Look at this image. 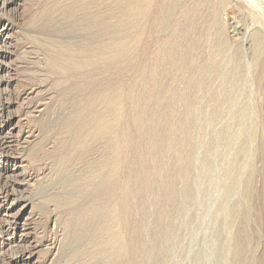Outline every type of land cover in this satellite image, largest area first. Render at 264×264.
<instances>
[{
	"label": "rangeland",
	"instance_id": "1",
	"mask_svg": "<svg viewBox=\"0 0 264 264\" xmlns=\"http://www.w3.org/2000/svg\"><path fill=\"white\" fill-rule=\"evenodd\" d=\"M210 1L0 0V53L9 52L11 55L7 61L0 59V81L10 82L8 89L0 85V163L15 160L21 162V167L15 174H2L0 171V197L6 196L12 204L11 207H16L10 215L5 214L1 210L6 206L1 207L0 203V264H159L157 255L162 251L164 257L169 255L165 257L167 262L164 258L165 264H231L232 251L230 252L229 247L232 246L235 231L232 229L234 227L230 226L231 221L227 220L231 218L227 204H232L231 200L240 198L241 193L237 192L238 196L233 192L231 195L236 194L235 198L228 195L227 188L234 177L239 187L242 186L248 166L242 165L247 164V161L248 164L251 162L249 159H252L253 153L256 152V159L253 158L255 168L262 167L258 150L264 148V55L257 61L255 54L251 52H254L253 34L259 31L264 34V0H228L227 3V0ZM4 3L8 5L5 6ZM221 6H225V9ZM209 24L213 26L210 27ZM209 29L215 33L210 30V34ZM216 31L217 35L224 32L221 37L225 38V43L228 39L226 44L229 42V50L226 47L228 53L225 52L229 58H226V62L221 66L223 73L221 81L219 79L217 82L218 86L227 84L222 82L227 80L226 68L232 66L233 61L229 60L235 58V55H231L233 52L235 54L237 49L241 50L244 61L241 59V68L232 73V86L228 82L231 91L227 88V93L232 92V97L228 94L226 108L224 106L221 108L223 112L220 111L221 115L224 114L213 124L209 119L213 116V109H220L215 107L221 104V97L214 92L224 86L218 87L216 84L207 92L204 89L205 80L195 81L196 75L193 74L199 67L205 66L208 69L206 66L212 64L210 61L214 62L213 38L217 37ZM206 37L211 40V44ZM183 40L188 44H184ZM196 43L198 47L194 46ZM198 44H201V48ZM231 44L234 45L232 48H235V45L239 48L232 49ZM209 45L213 46V51ZM51 46L52 51L49 49ZM186 46L192 51L190 48L186 49ZM196 61L200 66H196L199 65ZM6 67H10V70L4 71ZM184 71L189 73V78L184 76ZM190 82H198L200 85H196L199 89L195 90L198 87H192ZM181 87H185L184 92ZM200 90L206 91L204 93L210 98L207 96L209 99H205L206 95L201 94ZM211 94L215 95L214 98H211ZM191 96H194L193 99ZM195 96L198 100L201 98L200 101L203 99L199 103L201 107H197L199 101L194 100ZM233 97L238 98V101L232 99L235 104L231 103L230 98ZM192 100L195 102L192 103ZM241 101H244L243 106L239 103ZM239 105L242 108L245 106L242 109L243 117L240 115ZM189 106H194L195 110H189ZM235 107L238 110H235ZM198 108H203L202 112L199 113ZM230 110L235 112V116ZM181 111L188 115L190 113L191 116L184 118ZM208 112L212 115L211 118ZM203 113H207L206 118ZM193 115L194 119L206 122V127L211 124L214 127L211 125L207 128L209 134L205 131L204 134L208 136H203L205 125L198 121L200 125L203 123L201 128L205 129L200 128L199 134L202 135L194 133V143L201 139L202 143L209 146L212 142V150L211 146L207 148L201 141H198V145L196 143L198 151L200 146L202 148L199 154H206L205 158L209 161L206 162L208 167L204 166L206 169L202 167L204 177L196 187L204 193L199 192L203 200L200 199L201 203L197 201L200 195H197L196 190L195 199L187 205L186 198L182 197L184 195L179 194V198H184H180L182 204L180 200L173 198V195L177 194H174L172 179L180 174L181 165L185 161V155L182 154L185 151L180 148H185V140H182L186 135L185 126ZM201 117H204V120ZM238 117L242 120L239 121ZM206 120H209L208 123ZM183 121H186V124L183 125ZM217 122L221 124L215 126ZM211 128L214 133L219 129L221 134L216 131V136L219 135L216 137ZM201 136L205 137L207 143ZM218 137L225 139L222 144L217 140ZM213 139L216 140L215 145ZM242 139L244 144H241ZM213 145L219 146V153L216 150L218 148L213 149ZM242 145L244 148L241 149ZM205 149H210L209 153ZM213 150L220 156L216 152L213 156ZM208 154H212L213 161L210 160L212 156ZM246 158L247 161L243 160ZM181 159L184 160L183 163ZM107 166L111 170L108 171ZM214 169L218 174L214 173ZM171 173L177 175L172 177ZM203 181L206 182L205 185L208 184L206 188ZM169 185L172 188H169ZM238 189L241 190L237 187L235 191ZM230 196L234 199H230ZM174 203L180 212L183 211L181 213L186 216H183L186 223L181 220V213L176 215L177 218L174 215ZM184 203L185 208L182 206ZM252 204L251 215L256 217V220L254 217L252 219L258 227H255V230H259V237L255 235L253 241L256 250L254 263L264 264V201ZM22 208L27 210L26 216L18 220L16 215ZM193 212L195 215L198 212L197 217ZM180 220L181 226L180 222L178 224ZM182 221L186 225L189 223L188 226L182 224ZM151 231L155 232V238L150 235L153 234ZM218 232H221L220 235ZM138 234L142 237L141 243ZM228 234H231L232 238H228ZM226 235V240L221 239ZM180 239L183 240L181 244ZM217 240L218 243L220 240V245ZM221 241H227V244ZM159 243L162 245L159 246ZM154 245L159 248L157 251L153 250ZM224 245L229 246L225 248ZM163 246L164 249L160 251ZM219 246H224V251ZM164 251L169 254L166 255ZM23 255L30 261H17V258ZM226 255L231 256V259ZM193 260H196V263H193Z\"/></svg>",
	"mask_w": 264,
	"mask_h": 264
},
{
	"label": "bare ground",
	"instance_id": "2",
	"mask_svg": "<svg viewBox=\"0 0 264 264\" xmlns=\"http://www.w3.org/2000/svg\"><path fill=\"white\" fill-rule=\"evenodd\" d=\"M12 1V0H11ZM96 1V0H95ZM210 1V0H209ZM219 1V0H218ZM217 1V3L219 4L220 2H218ZM221 1V0H220ZM203 2H206V1H203ZM211 2V1H210ZM209 2V3H210ZM215 2H216V0H215ZM228 2V0L226 1V3ZM208 3V2H207ZM218 4H216V5H218ZM225 4V3H224ZM231 4V3H230ZM241 4V3H240ZM4 5L5 6H7L8 4H6V3H4ZM199 5H200V3H199ZM204 5H206V4H204ZM220 5H223V3L221 4L220 3ZM232 5V4H231ZM203 6V5H202ZM219 6V5H218ZM218 6H216V7H218ZM229 6V5H228ZM175 7V6H174ZM177 7V6H176ZM194 7V6H193ZM221 7H223V6H221ZM220 7V8H221ZM225 7V6H224ZM223 7V9H225ZM244 7H247V6H244ZM130 8V7H129ZM202 8V7H201ZM204 8V7H203ZM176 9H178V8H176ZM188 9V8H187ZM199 10V9H198ZM202 10V9H201ZM240 11H242L241 9H239ZM116 11V10H115ZM137 11H139V10H137ZM179 11H180V9H179ZM196 11V10H195ZM186 12V11H185ZM248 12V11H247ZM195 13V12H194ZM216 13V12H215ZM139 14V13H138ZM183 14V13H182ZM199 14H200V12H199ZM243 14V13H242ZM136 15V14H135ZM197 16V15H196ZM216 16V15H215ZM217 17V16H216ZM216 17H215V20H216ZM195 18V17H194ZM198 18V16L196 17V19ZM191 20H194V19H191ZM198 20V19H197ZM214 20V24L213 25H215L216 23V21ZM194 21H196V20H194ZM210 23H211V21H209ZM209 22H207V21H205V23H209ZM191 23V22H190ZM189 23V24H190ZM196 23V22H195ZM194 23V24H195ZM192 26H193V24H191ZM190 25V26H191ZM213 25H210L209 24V26L211 27V26H213ZM262 25H264V24H262ZM189 26V27H190ZM216 27H217V25H216ZM263 28H264V26H262ZM217 28H219V27H217ZM203 29H204V26H203ZM214 29V28H213ZM5 29H3V31H4ZM189 30V29H188ZM208 30V29H207ZM211 29H209V32H210V34H211V31H213V30H211ZM215 30H216V28H215ZM219 31L221 30V28L220 29H218ZM217 30V31H218ZM257 30V29H256ZM264 30V29H263ZM190 31V30H189ZM216 31V36L217 37H215V38H213V34H212V38L214 39V51L212 50L213 48V46H208V47H211V51H213L214 52V55L215 56H213V54H210V55H212L213 56V58L215 57V59H214V62H212V61H210V63H212L211 64V66H206V67H208V69L207 68H205V66H203L204 68H198V69H196V71H195V73L193 74V75H196L195 76V81H196V79H200L201 81L202 80H205V85L204 84H202V82H201V84L202 85H204L205 86V90L207 91V90H209V88L211 89V86L213 87V86H215L216 84H217V86H218V81H219V79H220V81H221V76H222V65L226 62V60L229 58H227L226 57V53L225 52H227L228 53V47H229V42H228V44H226L227 43V40H226V43H225V38H223V37H221L222 35H224L222 32V34L220 35H217L218 34V32ZM255 31V30H254ZM208 32V33H209ZM214 33H215V31H213ZM189 33V32H188ZM252 33H254L253 31H252ZM185 34V33H184ZM187 34V33H186ZM188 35V34H187ZM186 35V36H187ZM191 35V34H190ZM209 35V34H208ZM181 36V35H180ZM183 36V35H182ZM204 36H206V35H204ZM188 37H190L189 35H188ZM200 37V36H199ZM211 37V36H210ZM252 37V36H251ZM183 38H185V37H183ZM190 38H192V36L190 37ZM201 38V37H200ZM253 38V39H252ZM251 39L253 40V42L252 41H250V43L252 42L253 43V45H254V52L252 51L251 53L252 54H255V58H256V60L257 61H260V59H261V57H263V55H264V34L263 33H260V31L259 32H255L254 34H253V37H252ZM180 39H182V37L180 38ZM177 40H178V37H177ZM185 40H186V38H185ZM185 40H183V43H184V41ZM188 40H190V39H188ZM197 40V39H196ZM206 40H209V38L207 39V37H206ZM231 41V40H230ZM179 42V41H178ZM181 42V41H180ZM200 42V41H199ZM213 42V41H212ZM182 43V42H181ZM186 43H187V41H186ZM186 43H184V44H186ZM209 44H211V40H209V42H208ZM207 43V44H208ZM231 43H232V41H231ZM249 43V44H250ZM1 44V43H0ZM188 44V43H187ZM190 44H192L191 42H190ZM206 44V45H207ZM234 44V43H233ZM233 44H231V48H232V45ZM179 45H182V44H179ZM193 45V44H192ZM191 45V46H192ZM199 45V47L201 48V44H198ZM238 45V44H237ZM109 46V45H108ZM195 47L197 46V43L194 45ZM193 46V47H194ZM203 46H204V43H203ZM202 46V47H203ZM228 46V47H227ZM110 47V46H109ZM187 47V46H186ZM198 47V46H197ZM226 47H227V51H226ZM233 47H234V45H233ZM188 48H190V47H187L186 49H188ZM235 48H236V45H235ZM235 48H232V49H235ZM237 48H239L238 46H237ZM236 48V49H237ZM241 48V47H240ZM251 48H252V46H251ZM51 51L53 50V47L51 46L50 48H49ZM96 49V48H95ZM197 49V48H196ZM206 49V48H205ZM209 49V48H208ZM99 50V49H98ZM181 50V49H180ZM189 50H191V48L189 49ZM243 50V49H242ZM251 50V49H250ZM192 51V50H191ZM197 51H198V49H197ZM207 51V50H206ZM209 51H210V49H209ZM241 50H238L237 49V51L235 52V54H233L232 52H230V53H232L231 55H235V58H233V59H231V60H229V62L230 61H233L232 62V66H231V68H229L228 69V66H227V68H226V72H227V70H228V74H226V72H225V74L228 76L226 79V81H224L223 79L226 77V75L224 76V78L222 79L224 82H222V83H227V84H225V86L224 85H222V86H224V87H222L220 84L221 83H219V85L222 87L221 89L219 88L218 90H215V94H217V96L219 97H221V104H220V106L219 107H215V106H213V108L215 107V108H220V109H218V110H216V109H213V110H215L214 112L211 110V107H210V112L212 113V118H211V116L209 115L210 113L208 112V115L210 116L209 118H211V119H209V120H211L210 122H214L215 121V123H216V119H218V117L221 115V113L223 112V108L222 107H224L225 105H226V100H227V98L229 97V95L232 93H230L229 94V92L227 93V88H228V84L229 85H231V83L232 82H234L232 79H231V77H232V73L234 72V70L235 69H240L241 68V59H242V55H241V53H242V51L240 52ZM194 52V51H193ZM200 52V51H199ZM199 52H197V53H199ZM212 52V53H213ZM244 52V51H243ZM190 53V52H189ZM196 53V52H195ZM194 53V54H195ZM209 53V52H208ZM187 54H188V52H187ZM193 54V53H192ZM193 54V55H194ZM95 55H96V53H95ZM10 53L9 52H2V53H0V59H3L4 61H7L8 59H10ZM233 56H230V57H233ZM244 56V55H243ZM250 56V55H249ZM253 56V55H252ZM186 57H187V55H186ZM189 57V56H188ZM191 57V56H190ZM194 57V56H193ZM196 57H198L197 55H196ZM195 57V58H196ZM209 57V56H208ZM211 57V56H210ZM209 57V58H210ZM254 57H253V59H254ZM212 58V59H213ZM227 58V59H226ZM245 58V57H244ZM193 59V58H192ZM186 60H188L187 58H186ZM196 60H197V58H196ZM208 60V59H207ZM206 60V61H207ZM243 60V59H242ZM255 60V59H254ZM255 60V61H256ZM244 61V60H243ZM256 61V62H257ZM192 62V61H191ZM195 62V61H194ZM197 63H199L198 61H196ZM201 62H203V60L201 61ZM205 62V61H204ZM228 62V61H227ZM264 62V61H263ZM185 63V62H184ZM193 63V62H192ZM192 63H189V64H192ZM209 62L207 61V64H208ZM259 63V62H258ZM204 64V63H203ZM207 64H205V65H207ZM230 64V63H229ZM246 64V63H245ZM257 64V63H256ZM262 64V63H261ZM186 65V64H185ZM184 65V66H185ZM194 65V67H198V66H200V63H199V65H196L195 63L193 64ZM196 65V66H195ZM202 65V64H201ZM249 65V64H248ZM264 65V64H263ZM188 66V65H187ZM190 66V65H189ZM258 66V65H257ZM257 66H255V68L257 67ZM186 67V66H185ZM193 67V66H192ZM191 67V68H192ZM189 69V67H186V69ZM0 69H2V67H1V65H0ZM193 69V68H192ZM207 69V70H206ZM224 69H225V67H224ZM245 69V68H244ZM258 69H259V67H258ZM10 70V67L9 68H5L4 69V71H9ZM183 70H184V68H183ZM194 70H195V68H194ZM3 71V70H2ZM232 71V72H231ZM247 71V70H246ZM250 71V70H249ZM261 71V70H260ZM185 72V74H184V76H188V74H186V71H184ZM183 72V73H184ZM192 72V71H191ZM231 72V73H230ZM236 72V71H235ZM8 73V72H7ZM237 73V72H236ZM241 72L239 71V74H240ZM239 74H237L238 75V77L240 76L241 77V75H239ZM248 74V73H247ZM191 75V74H190ZM236 75V76H237ZM243 75V74H242ZM252 75V74H251ZM182 76V75H181ZM184 76H183V79H184ZM192 76V75H191ZM244 76H246V74L244 75ZM258 76V75H257ZM261 76V75H260ZM264 76V75H263ZM193 77V76H192ZM237 77V78H238ZM249 77V76H248ZM247 77V78H248ZM188 78H189V76H188ZM242 78H243V76H242ZM187 79V78H186ZM192 79V78H191ZM261 79V78H260ZM189 80V79H188ZM230 80H232V82L230 81ZM264 80V78H262V81ZM183 81V80H182ZM190 81V80H189ZM195 81H192V82H195ZM244 81V80H243ZM247 81V80H246ZM260 81V80H259ZM186 82V81H185ZM185 82L184 83H182V86H184V84H185ZM199 82V81H198ZM198 82H196V84H198ZM229 82V83H228ZM245 82V81H244ZM187 83H188V81H187ZM200 83V82H199ZM204 83V82H203ZM248 83V82H247ZM259 83H261V81L259 82ZM162 84V83H161ZM190 84H191V86L192 87H194L195 88V86H197L198 88H195V90H197V89H199V86L198 85H200V84H198V85H196V84H192L191 82H190ZM237 84V83H236ZM0 85L1 86H3V87H5V89L7 88H9L10 87V82H6V83H4V82H2V81H0ZM244 85H245V83H244ZM187 86V84L185 85V87ZM188 86H190V85H188ZM216 86V87H217ZM220 86H218V87H220ZM232 86V85H231ZM234 86V85H233ZM185 87H181L182 88V90H183V92L185 91L184 90V88ZM240 87V86H239ZM247 87V86H246ZM194 88H193V90H194ZM201 89L203 88V87H200ZM232 88V87H231ZM235 88V87H234ZM243 88H245V87H243ZM250 88V87H249ZM189 89V88H188ZM213 89V88H212ZM229 89V88H228ZM233 89V88H232ZM246 89V88H245ZM191 90V89H190ZM189 90V91H190ZM230 90V89H229ZM238 90V89H237ZM241 90V89H240ZM187 91V90H186ZM201 91V90H200ZM203 91V90H202ZM201 91V94L202 93H204V92H206V91H204V92H202ZM212 91V90H211ZM231 91V90H230ZM235 91V90H234ZM243 91V90H242ZM250 91H251V89H250ZM182 92V91H181ZM188 92V91H187ZM195 93H196V91H194ZM208 92V91H207ZM237 92V91H236ZM192 93V92H191ZM190 93V94H191ZM197 93H199V92H197ZM212 93V92H211ZM227 93V94H226ZM238 93V92H237ZM236 93V94H237ZM247 93V92H246ZM207 94V93H206ZM205 93H204V95H206ZM229 94V95H228ZM193 95V94H192ZM194 95H196V94H194ZM200 95V94H199ZM228 95V96H227ZM233 96H234V94H232ZM252 95V94H251ZM251 95H250V97H251ZM189 96V95H188ZM201 96V95H200ZM199 96V97H200ZM207 96L209 97V95H206L205 97V99H207ZM211 96H213V97H211V98H214V96L215 95H213V94H211ZM216 96V99L218 98ZM231 96V95H230ZM253 96V95H252ZM183 97V96H182ZM184 97H185V94H184ZM192 98L191 99H193V97L194 96H191ZM196 97V96H195ZM197 97H198V95H197ZM197 97L196 98H194V100H198L197 99ZM198 97V98H199ZM232 97V96H231ZM237 97H238V94H237ZM237 97H233V98H230L231 100L232 99H234V100H236V101H238V98ZM240 98H241V95L239 96ZM201 98H202V96H201ZM200 98V99H201ZM210 98V97H209ZM208 98V99H209ZM237 98V99H236ZM200 99L197 101L198 102V104L201 102V101H203V99L200 101ZM207 99V100H208ZM216 99H215V101H216ZM220 99V98H219ZM229 99V102L231 101ZM243 99H244V97H243ZM184 100V99H183ZM182 100V101H183ZM194 100H192V103H194L195 101ZM214 100V99H213ZM213 100H211V101H213ZM218 100V99H217ZM246 100V99H245ZM250 100H251V98H250ZM186 100H184V102H185ZM194 101V102H193ZM210 101V102H211ZM220 101V100H219ZM246 101H248V100H246ZM184 102H182V105H183V103ZM190 102V101H189ZM204 102H206L207 103V101H204ZM210 102H209V104H208V108H209V105H210ZM233 102V100L231 101V103ZM244 102V101H243ZM243 102L241 101V102H239L240 104H242V106H243ZM191 103V102H190ZM203 103V102H202ZM212 103V102H211ZM216 103H217V101H216ZM231 103H229L230 104V106L232 105ZM234 104L236 103L235 101L233 102ZM238 103V102H237ZM249 103V102H248ZM174 103H172V105H173ZM204 105H205V107L207 106L205 103H203ZM228 104V103H227ZM233 104V105H234ZM245 104V103H244ZM262 104V103H261ZM186 106H187V104H185ZM191 105V104H190ZM192 105H194V104H192ZM191 105V106H192ZM204 105H202L203 107H204ZM212 105H213V103H212ZM211 105V106H212ZM215 105V104H214ZM250 105H252L251 103H250ZM191 106H189V110H190V108H194V106L193 107H191ZM198 106H200V104L199 105H197V107ZM238 106V105H237ZM240 107H241V109H240V107H239V109H240V115H241V117H243L242 116V109L243 108H245V106L242 108V106L241 105H239ZM248 106V105H247ZM264 106V105H263ZM173 107V106H172ZM184 107V106H183ZM182 107V110H184V108ZM201 107V106H200ZM186 108V107H185ZM207 108V109H208ZM222 108V109H221ZM225 108H226V106H225ZM237 107H235V110H238V109H236ZM191 109V110H192ZM199 109V108H198ZM203 109V108H202ZM201 109V110H202ZM229 109H231V107H229ZM175 110V109H174ZM188 110V111H189ZM193 110H195V109H193ZM200 109H199V113H200V111H201ZM204 110H206V108L204 109ZM209 110V109H208ZM222 110V112L220 113V111ZM226 110V109H225ZM224 110V111H225ZM232 110H234L233 108H232ZM234 110V111H235ZM172 111V110H171ZM187 111V110H186ZM231 111V110H230ZM245 111V110H244ZM173 112V111H172ZM182 112V111H181ZM193 112V111H192ZM202 112V111H201ZM226 112H227V110H226ZM232 112V111H231ZM197 114H198V112H196ZM233 113V112H232ZM235 113V112H234ZM233 113V114H234ZM244 113V112H243ZM118 114V113H117ZM184 114V115H183ZM206 114L207 113H203V116L205 115V118H206ZM224 114V113H223ZM222 114V115H223ZM228 115H229V113H227ZM227 114H225L224 116L226 117V115ZM237 115H238V113H236ZM181 115L182 116H184V118H186L187 116H189L190 115V113H189V115L188 114H185V112H182L181 113ZM186 115V116H185ZM199 115V117H200V114H198ZM198 115H196L197 117H198ZM202 115V114H201ZM221 115V116H222ZM191 116V115H190ZM231 116H233V115H231ZM234 116H235V114H234ZM246 116V115H245ZM244 116V117H245ZM193 117V118H192ZM189 120H187V126H185L186 127V135L184 136L185 137V139H182V140H185V144H184V142H183V144L185 145V148H180L181 150H184L185 152H183V151H181V152H183L182 154H184L185 155V157H183V159L185 160H182V163H183V161H184V164H180L181 165V170L179 171L180 172V174L178 175V176H176L177 174L175 173L174 175L176 176V177H174V175L171 173V175H172V177H174L173 179L171 178V175H170V179H172L173 181V186L172 187H175V192H174V190H173V192H174V194H177V195H173V196H175V197H173V198H175V200H180V198H179V196L180 195H184V196H182V197H185L186 198V204L188 205V203L189 204H191L192 202H193V199H195L194 197H196V187H197V185H198V183H199V181L201 182L202 180H203V168H204V166L206 167H208V164L206 163V162H208L209 160L207 159V157L205 158V156H207L206 154H204V155H201V154H199L200 153V151H201V146L200 145H202V144H204V143H202V141H201V139L200 140H197L196 141V143H197V145L200 143V141H201V143L202 144H200L199 146H200V150L198 151L197 150V147H196V143H194V137H195V135H194V133L196 134L197 132H198V134H199V132H201L200 130L202 129L203 130V128L204 127H202L201 128V126L203 125V123H204V125H205V123L206 122H203V121H200V120H196V118L194 119V115L192 116ZM189 118V117H188ZM202 119L204 118V117H201ZM208 118V117H207ZM222 118V117H221ZM226 119V118H225ZM224 119V120H225ZM230 119H232V118H230ZM235 119H236V117H235ZM244 120H246L245 118H243ZM204 120V119H203ZM208 120V121H209ZM227 120V119H226ZM238 120H239V117H238ZM242 119H240L239 121H241ZM203 122L201 125H200V123L199 122ZM207 121V120H206ZM208 121H207V123H208ZM222 121H223V118H222ZM228 121V120H227ZM233 121V120H232ZM231 121V122H232ZM184 123H183V125L184 124H186V121H183ZM218 122H220L219 120H218ZM217 122V124L215 125V126H217V125H220L221 123H218ZM229 122V121H228ZM215 123H213V124H215ZM224 123V122H223ZM233 123V122H232ZM231 123V124H232ZM236 123V122H235ZM234 123V124H235ZM239 123V122H238ZM237 123V124H238ZM243 123V122H242ZM213 124H211L212 125V128L214 127L213 126ZM211 125H209L210 127H211ZM224 125H225V123H224ZM226 126V125H225ZM231 126V125H230ZM230 126H229V128H230ZM210 127H206V125H205V128H206V130H204L203 131V136H206L205 134H204V132L205 131H207V128H210ZM237 127V126H236ZM14 128V127H13ZM201 128V129H200ZM204 128V129H205ZM210 129V130H214V129ZM218 128V127H217ZM221 128V127H220ZM232 128H235V127H232ZM238 128H240L239 126H238ZM236 129V128H235ZM86 130V129H85ZM185 130V129H184ZM183 130V127H182V131H184ZM240 130V129H239ZM11 131V130H10ZM212 131H210L211 132V135H213V133H214V131H213V133H212ZM216 131H218V133L219 134H221L220 133V130L218 129V130H215V136H216ZM245 131V130H244ZM83 132V131H82ZM90 132V131H89ZM224 132V131H223ZM249 131L247 130V133H248ZM84 133V132H83ZM184 133H185V131H184ZM206 133H208L209 134V130L206 132ZM234 133V132H233ZM242 133V132H241ZM245 133V132H244ZM91 134V133H90ZM183 134V133H182ZM201 134V133H200ZM199 134V135H200ZM201 134V135H202ZM230 134H232V133H230ZM235 134V133H234ZM227 135V134H226ZM249 135V134H248ZM92 136V135H91ZM208 136V135H207ZM217 136H219L218 134H217ZM216 136V137H217ZM220 136H222V135H220ZM228 136H229V134H228ZM199 137V136H198ZM211 137V136H210ZM248 137V136H247ZM255 137V136H254ZM201 138L204 140V138L201 136ZM208 138V137H207ZM213 138V137H212ZM232 138V137H231ZM249 138V137H248ZM89 139V138H88ZM195 139H197V138H195ZM228 139V138H227ZM235 139H237V138H235ZM245 139V138H244ZM206 140V139H205ZM204 140V141H205ZM217 140H220V144H222L221 142H222V140H223V142H224V140L225 139H223V137H222V140L220 139V137H218V139ZM198 141H199V143H198ZM242 141H243V139H242ZM211 142V138H210V140H209V143ZM215 142H216V140L215 139H213V144L215 145ZM235 142V141H234ZM244 142L245 141H243V143H241V144H244ZM29 143V142H28ZM205 143H207V140L205 141ZM208 143V144H209ZM182 144V143H181ZM182 144V145H183ZM211 144H212V142H211ZM211 144L209 145V146H207L206 144H204V145H206L207 146V148L208 147H210L211 146ZM218 144V143H217ZM219 144V146L222 148V145H220ZM224 144V143H223ZM240 144V143H239ZM252 144V143H251ZM182 145H180V147L182 146ZM213 145V149H215V148H218L219 146H217V147H215ZM226 145V144H225ZM232 145V144H231ZM249 145H250V143H249ZM110 146V145H109ZM111 146H113V145H111ZM226 146H228V144L226 145ZM233 146V145H232ZM235 146V145H234ZM239 146V145H238ZM248 146V145H247ZM242 147L244 148V145H242L241 146V149H242ZM260 147V146H259ZM203 148H205V147H203ZM228 148V147H227ZM233 148V147H232ZM246 148V147H245ZM198 149H199V147H198ZM238 149V148H237ZM172 150V149H171ZM205 150H208V149H205ZM205 150H203V152L205 151ZM211 150H212V146H211ZM217 150V152H218V150H219V148L218 149H216ZM231 150V149H230ZM250 150H251V148H250ZM209 151H210V149L207 151L208 153H209ZM214 151V150H213ZM228 151H229V149H228ZM232 151H233V149H232ZM244 151V150H243ZM202 152V153H203ZM216 151H214V155L213 156H215V154L217 153H215ZM220 152H221V150H220ZM250 152H252V151H250ZM258 152H259V156H260V160H261V162H262V167L260 168V169H257V168H255L256 166H254V163H253V160L254 159H256L254 156L256 155V152L255 153H253L254 154V156H252V159H251V157L250 156H248V157H250V159L249 160H251V162L248 164V162L249 161H247L248 159L246 158V159H243V160H246L247 161V164L245 163V164H243L242 165V167L245 165H248V166H246V169L244 168V169H240V170H246L245 171V178H244V180L242 179V181H243V183H242V188L241 187H239V184L238 183H236V182H238V181H236V178L234 177L233 179L231 178V182H230V186L227 188L228 189V195H231L233 192H235V193H237V192H239L240 191V193H241V196H240V198H238V199H236V201H234L235 199H234V197L235 196H237L239 193H237V195L235 194V196L234 195H231V196H234L233 198L230 196V199L232 198V199H234L233 201L231 200V202H233L232 204H231V206H230V204L228 203L227 205H229V208L228 209H230L229 211H230V217L231 218H229V219H231V220H229V219H227L228 220V222H230L231 221V225L230 226H232V227H234V228H232L234 231H235V233L233 234V236H234V238H233V242L231 243V247H229V249L231 248V250H230V252L232 251V259L229 257V256H227V257H229L230 259H231V264H255L254 263V261H255V254H256V250H255V247H254V243H253V241L255 240V235H257V233L259 234V230L257 229V230H255L256 228L255 227H257V226H255V221L252 219V217H254V216H252L251 215V208H252V206H253V204L252 203H254L255 202V204L256 203H262L263 201H264V148L263 149H259L258 150ZM116 153V152H115ZM219 153V152H218ZM217 153V154H218ZM223 153V152H222ZM229 153V152H228ZM234 153V152H233ZM242 153V152H241ZM171 154V153H170ZM213 154V153H212ZM212 154L210 155V154H208V155H210V156H212ZM238 154V153H237ZM243 154V153H242ZM172 155V154H171ZM174 155V154H173ZM219 155V154H218ZM249 155V154H248ZM252 155V154H251ZM1 156V155H0ZM213 156L210 158V160L211 161H213ZM220 156V155H219ZM241 156V155H240ZM243 156V155H242ZM177 157V156H176ZM223 157V156H222ZM231 157V156H230ZM235 157V156H234ZM258 157V156H257ZM2 158V157H1ZM118 158V157H117ZM239 158V157H238ZM245 158V157H244ZM254 158V159H253ZM214 159H215V157H214ZM226 159V158H225ZM1 160V159H0ZM176 161V160H175ZM210 161V162H211ZM214 161H216V159L214 160ZM223 161V160H222ZM235 161V160H234ZM241 161V160H240ZM111 162V161H110ZM117 162V161H116ZM209 162V163H210ZM230 162V161H229ZM233 162V161H232ZM245 162V161H244ZM114 163V162H113ZM112 163V164H113ZM177 163V162H176ZM214 163V162H213ZM223 163V162H222ZM228 163V162H227ZM256 163V162H255ZM101 164H103V163H101ZM100 164V165H101ZM115 164V163H114ZM212 164V163H211ZM211 164H209V165H211ZM215 164V163H214ZM232 164V163H231ZM111 165V164H110ZM113 166V165H112ZM172 166V165H171ZM215 166V165H214ZM21 167V162H18L17 160H15V161H10V162H6L5 164H2V163H0V171H1V173L2 174H15L16 173V171H17V169H19ZM100 167V166H99ZM115 167V166H114ZM178 167V166H177ZM203 167V168H202ZM223 167H224V165H223ZM227 167V166H226ZM230 167V166H229ZM107 168H109L108 166H107ZM113 168V167H112ZM174 168V167H173ZM179 168V167H178ZM210 168V167H209ZM209 168H208V170H207V172L209 171ZM218 168H219V166H218ZM235 168V167H234ZM113 169H115V168H113ZM113 169H112V171H113ZM204 169H206V168H204ZM211 169H213L212 168V165H211ZM216 169V168H215ZM215 169H214V171H215ZM109 170H111L110 168L108 169V171ZM219 170V169H218ZM170 171H171V169H170ZM175 171H177V170H175ZM217 171V170H216ZM214 172V173H217V172ZM241 171V173L243 174L244 172H242ZM106 172H107V170H106ZM171 172H174V171H171ZM206 171H204V173H205ZM233 172V171H232ZM235 172V171H234ZM239 172V171H238ZM113 174V173H112ZM170 174V173H169ZM208 174H210V172L208 173ZM208 174H206V176L208 175ZM211 174H212V171H211ZM218 174V173H217ZM240 174V173H239ZM215 175V174H214ZM211 176H213V174L211 175ZM211 176L210 175H208V177H210L211 178ZM231 176V175H230ZM103 177V176H102ZM106 177V176H105ZM215 177V176H214ZM217 177V176H216ZM219 177V176H218ZM98 178V177H97ZM210 178H208L209 180H210ZM222 178V177H221ZM100 179H101V177H100ZM200 179H202V180H200ZM215 180H216V178H214ZM218 179V178H217ZM228 179V178H227ZM226 179V180H227ZM241 179H239L240 181H241ZM212 180V179H211ZM210 180V181H211ZM220 180V179H219ZM222 180V179H221ZM225 180V179H224ZM225 180V181H226ZM100 181H102V180H100ZM103 181H104V179H103ZM204 181H206V178L204 179ZM203 181V182H204ZM239 181V183H241ZM171 182V181H170ZM181 182H182V184H181ZM202 182V183H203ZM207 182H208V184H209V181L207 180ZM202 183H200V184H202ZM205 183L206 182H204V185H205ZM216 183V182H215ZM220 183V182H219ZM208 184H206V185H208ZM229 184V183H228ZM181 185H182V188H180L181 187ZM203 185V186H204ZM206 185L204 186V188H206ZM214 185V184H213ZM216 185H218L217 183H216ZM199 186V185H198ZM172 187H170V185H169V188H172ZM201 187V186H200ZM199 187V188H200ZM224 187H225V184H224ZM237 187L238 188H240L241 190H237V191H235L236 189H237ZM221 188V187H220ZM222 188H223V186H222ZM181 189V191H179ZM202 189H203V187H202ZM201 189V190H202ZM213 189V188H212ZM227 189H225V190H227ZM169 190V189H168ZM218 190V189H217ZM198 191V190H197ZM205 191H207V190H205ZM204 191V192H205ZM212 191V190H211ZM213 191H215V190H213ZM219 191V190H218ZM218 191H217V193H218ZM172 192V193H173ZM196 192V193H195ZM199 192H201V191H198V193H197V195H200L199 194ZM226 192V193H227ZM182 193V194H181ZM212 193H214V192H212ZM219 193H220V191H219ZM170 194V193H169ZM180 194V195H179ZM201 194H204L203 192H201ZM207 194V193H206ZM205 194V195H206ZM216 194V193H215ZM222 194H223V192H222ZM234 194V193H233ZM217 195V194H216ZM215 195V196H216ZM224 195V194H223ZM227 196V195H226ZM239 196V195H238ZM200 197V198H199ZM196 200L199 202V203H201V200L200 199H202L203 200V198H201V195L199 196ZM228 197V196H227ZM206 198H208V196L206 197ZM215 198H217V197H215ZM229 198V197H228ZM236 198V197H235ZM171 200H172V198H170ZM181 199H184V198H181ZM218 199V198H217ZM196 200H195V202H196ZM205 200H207V199H205ZM211 200H212V198H211ZM221 200V199H220ZM224 200V199H223ZM9 198H7L6 196H4V197H0V203H1V207L2 206H6L5 208H3L1 211L2 212H4L5 214H9V213H12L13 211H15V209H16V207L14 206H12L11 207V202L9 203ZM176 202V201H175ZM224 202V201H223ZM230 202V201H229ZM180 203H181V200H180ZM184 203V205H182L184 208L186 207V204ZM207 203V202H206ZM178 204H179V202H178ZM182 204V203H181ZM210 204V203H209ZM212 204V203H211ZM221 204V203H220ZM224 204V203H223ZM174 205H175V203H174ZM200 205H202V204H200ZM205 205H207V204H205ZM215 205V204H214ZM226 205V204H225ZM224 205V206H225ZM176 206V205H175ZM197 206H198V203H197ZM211 206V205H210ZM190 207H192V206H190ZM196 207V206H195ZM194 207V208H195ZM213 207V206H212ZM226 208L228 207V206H225ZM107 208V207H106ZM188 209H189V207H187ZM208 208H210V207H208ZM218 208V207H217ZM112 209V208H111ZM173 209H175V208H173ZM188 209H186V210H188ZM197 209H198V207H197ZM200 209V208H199ZM214 209V208H213ZM228 209H226V210H228ZM176 212H174V213H176V214H174L175 216L176 215H180V213L181 212H183L182 210H181V212H180V209H179V207H177L176 206ZM211 210V209H210ZM209 210V211H210ZM254 210V209H253ZM26 211L27 210H25L24 208H22L20 211L18 210V213H17V215H16V217H17V219L18 220H20V219H23V218H25V216H26ZM121 211V213H122V210H120ZM207 211V210H206ZM213 211V210H212ZM106 213H107V210L105 211ZM186 212V211H185ZM191 212V211H190ZM214 212H216V210L214 211ZM218 212H220L219 210H218ZM192 213V212H191ZM198 213V212H197ZM197 213H196V215H195V213L193 212V214L195 215V217H197ZM227 213V212H226ZM3 214V213H2ZM182 214V213H181ZM184 214V213H183ZM182 214V218H181V220H184V217L183 216H185V215H183ZM207 217H208V211H207ZM216 214V213H215ZM227 214H229V213H227ZM253 215H254V213H252ZM10 215V214H9ZM119 215V214H118ZM191 216H193L194 217V215H192V214H190ZM201 215V214H200ZM210 215V214H209ZM218 215V214H217ZM110 216V215H109ZM108 216V217H109ZM119 216H121V214L119 215ZM125 216H126V214H125ZM202 216V215H201ZM221 216H223V215H221ZM256 216V215H255ZM186 217V216H185ZM106 218H107V215H106ZM175 218V217H174ZM176 218H177V216H176ZM191 218V217H190ZM201 218V217H200ZM206 218V217H205ZM228 218V217H227ZM256 217H254V219H255ZM105 219V218H104ZM109 219H110V217H109ZM187 219V218H186ZM194 219H196V218H194ZM207 219V218H206ZM107 220H108V218H107ZM119 220H120V218H119ZM118 220V221H119ZM176 220L177 219H175V224H177L176 223ZM181 220L180 221H178V224H179V222H180V226H181ZM187 220H189V218L187 219ZM193 220V219H192ZM214 220V219H213ZM256 220V219H255ZM114 221V220H113ZM121 221V220H120ZM124 221V220H123ZM159 221V220H158ZM157 221V222H158ZM185 221V220H184ZM184 221H182L183 223L182 224H185L186 223V221H185V223H184ZM194 221H196V220H194ZM194 221H192V223L194 222ZM205 221V220H204ZM208 221V220H207ZM104 222V221H103ZM109 222V221H108ZM157 222H156V227H157ZM187 222H189V221H187ZM191 222V221H190ZM227 222V223H228ZM124 223V222H123ZM159 223H160V221H159ZM158 223V224H159ZM206 223V222H205ZM226 223V222H225ZM105 224V223H104ZM174 224V225H175ZM189 224V223H188ZM188 224L186 225V227L188 226ZM191 224V223H190ZM122 225V224H121ZM124 225V224H123ZM109 226V225H108ZM110 226H111V224H110ZM159 226V225H158ZM192 226H194L193 224H192ZM204 226V225H203ZM215 226V225H214ZM225 226V225H224ZM123 227V226H122ZM125 227V226H124ZM123 227V228H124ZM155 227V226H154ZM154 227H153V229H154ZM179 227V226H178ZM178 227H176V229L178 228ZM222 227V226H221ZM226 227L229 229V226L228 225H226ZM180 228V227H179ZM178 228V229H179ZM182 228V227H181ZM231 228V227H230ZM258 228V227H257ZM101 229V228H100ZM157 229H158V227H157ZM186 229V228H185ZM199 229V228H198ZM204 229V228H203ZM206 229V228H205ZM209 229H210V227H209ZM227 229V231H229ZM122 230V229H121ZM125 230V229H124ZM155 230H156V228H155ZM160 230V229H159ZM158 230V231H159ZM108 230H106V232H107ZM123 231V230H122ZM154 231V230H153ZM153 231H151V233L153 232ZM219 231H220V228H219ZM230 231H231V229H230ZM258 231V232H257ZM138 232H139V230H138ZM155 232H157V230L155 231ZM155 232H153V234L155 233ZM174 232H175V230H174ZM182 232V231H181ZM206 232V231H205ZM232 233H233V231H231ZM231 232H228V233H231ZM176 233H178L177 231H176ZM194 233V232H193ZM211 233V232H210ZM219 233V232H218ZM221 233V232H220ZM220 233H219V235H220ZM231 233V234H232ZM100 234V233H99ZM104 233H102V235H103ZM153 234H150V235H152V236H154V238H155V234L153 235ZM156 234H158V233H156ZM181 235H183L182 233H180ZM179 234V235H180ZM186 234V233H185ZM191 234V233H190ZM207 234V233H206ZM231 234H228L229 235V237L228 238H230L231 236ZM105 235V234H104ZM103 235V236H104ZM158 235H161L160 233L158 234ZM192 235V234H191ZM218 235V236H219ZM225 235V234H224ZM138 236H140L139 234H138ZM157 236V235H156ZM175 236V235H174ZM185 236V235H184ZM183 236V237H184ZM217 236V235H216ZM223 236V235H222ZM221 236V237H222ZM258 236V235H257ZM256 236V237H257ZM109 237V236H108ZM181 237V236H180ZM220 237V238H221ZM225 237H227V235L226 236H224L223 238H221V239H224ZM259 237V236H258ZM257 237V238H258ZM101 238V237H100ZM142 239V237L140 236L139 237V243H141V239ZM161 238H162V236H161ZM176 238V237H175ZM209 238H211V237H209ZM232 238V237H231ZM102 239V238H101ZM152 239V241L154 240L153 238H151ZM157 239H158V237H157ZM165 239V238H164ZM177 239H179V238H177ZM197 239V238H196ZM217 239V238H216ZM218 239H219V237H218ZM220 239V240H221ZM137 240V241H138ZM156 240V239H155ZM185 240V239H184ZM209 240V239H208ZM220 240H219V243H218V240H217V243H218V245H220ZM225 240H226V238H225ZM229 240V239H228ZM126 241V240H125ZM156 241H159V240H156ZM162 241V240H161ZM165 241V240H164ZM177 241H179V240H177ZM181 241H183V240H181L180 239V244H181ZM196 241V240H195ZM198 241V240H197ZM230 241V240H229ZM256 241H257V239H256ZM153 242H155V241H153ZM221 242H224V241H221ZM225 242H227V241H225ZM224 242V244H227V243H225ZM138 243V242H137ZM156 243V242H155ZM163 243V242H162ZM186 243V242H185ZM136 244V243H135ZM178 244H179V242H178ZM216 244V243H215ZM222 244V243H221ZM230 244V243H229ZM142 245V244H141ZM159 246L160 245H162V244H158ZM213 245H214V243H213ZM256 245H257V243H256ZM156 246V247H155ZM167 246V245H166ZM165 246V247H166ZM181 246V245H180ZM188 246V245H187ZM197 245H195V247H196ZM217 246V245H216ZM225 246V245H224ZM224 246L222 247L223 249H224ZM229 245H226L225 246V248L226 247H228ZM140 247V246H139ZM177 247V246H176ZM185 247V246H184ZM220 247V246H219ZM141 248V247H140ZM154 248L155 249H153L154 251L158 248L157 247V245H154ZM173 248H174V251H175V247L173 246ZM179 248H181V247H179ZM179 248L177 249V250H179ZM183 248V247H182ZM221 247H220V249H222ZM159 249V248H158ZM157 249V250H158ZM162 249H164V246L162 247V248H160V251L162 250ZM167 249V247L165 248V250ZM201 249V248H200ZM209 249V248H208ZM222 249V250H223ZM156 250V251H157ZM176 250V251H177ZM181 250V249H180ZM216 250H218V246H217V249ZM228 250V249H227ZM168 250H166V252H167ZM173 251V252H174ZM182 251V250H181ZM213 251V250H212ZM224 251V250H223ZM223 251H221V252H223ZM192 252H194V251H192ZM218 252V251H217ZM221 252H219V253H221ZM155 253V252H154ZM161 253V252H160ZM164 253H165V251H164ZM187 253V252H186ZM185 253V254H186ZM206 253V252H205ZM225 252H223V254H224ZM155 254H157V253H155ZM166 255L167 254H169V253H165ZM178 254H180V253H178ZM192 254V253H191ZM201 254H203V253H201ZM226 254V253H225ZM183 255V254H182ZM200 255V254H199ZM213 255V254H212ZM219 255V254H218ZM228 255H229V253H228ZM231 255V254H230ZM167 256H169V255H167ZM167 256H165V257H167ZM180 256V255H179ZM196 255H194V257H195ZM198 256V255H197ZM196 256V257H197ZM211 256V255H210ZM164 257V254H163V251H162V253L158 256L157 255V260L159 261V264H165L166 262H167V260L168 259H166ZM218 258H219V256H217ZM221 257H223V255H222V253H221ZM154 258H156V255H155V257ZM164 258H165V261L166 262H164ZM216 258V257H215ZM214 258V259H215ZM228 258V259H229ZM180 259V258H179ZM187 259V258H186ZM189 259V258H188ZM205 259V258H204ZM211 259V258H210ZM220 259V258H219ZM257 259V258H256ZM181 260V259H180ZM17 261H25V262H29L30 260H28V259H26V258H24V255L23 256H19L18 258H17ZM156 261V260H155ZM154 261V262H155ZM208 261V260H207ZM223 261H224V259H223ZM181 262V261H180ZM179 262V263H180ZM201 262V261H200ZM205 262V261H204ZM209 262V261H208ZM187 263V262H186ZM193 263H196V260H193ZM154 264H156V263H154ZM158 264V263H157ZM181 264V263H180ZM188 264V263H187ZM190 264H191V262H190ZM199 264V263H198ZM220 264V263H219ZM257 264V263H256Z\"/></svg>",
	"mask_w": 264,
	"mask_h": 264
}]
</instances>
